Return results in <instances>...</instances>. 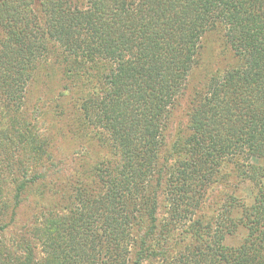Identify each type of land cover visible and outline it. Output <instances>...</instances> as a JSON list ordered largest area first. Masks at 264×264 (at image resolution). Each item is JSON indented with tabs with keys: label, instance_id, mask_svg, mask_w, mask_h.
<instances>
[{
	"label": "trees",
	"instance_id": "trees-1",
	"mask_svg": "<svg viewBox=\"0 0 264 264\" xmlns=\"http://www.w3.org/2000/svg\"><path fill=\"white\" fill-rule=\"evenodd\" d=\"M86 1L53 0L50 6L41 0L36 12L19 9L22 22L8 14L0 23L9 34L0 45L9 44L10 56L22 65L3 74L0 100L6 110L17 105L18 91L33 76L26 74L28 65L48 76L65 64L73 100L68 131L98 140L108 133L116 156L98 158L91 171L78 165L66 174L54 168L13 176V219L27 198L43 217L33 230L21 227V259L0 249V260L264 264V0ZM218 28L223 46L220 37L213 43L226 60L224 70L210 76L197 102L190 101L202 76L199 67L190 74L193 59L205 34ZM49 51L59 62L49 61ZM98 60L111 64L101 74L103 85ZM234 173L239 181L218 196L214 191ZM244 184L248 196L240 193ZM240 228L236 246L223 243ZM32 233L42 244L38 261Z\"/></svg>",
	"mask_w": 264,
	"mask_h": 264
},
{
	"label": "rangeland",
	"instance_id": "rangeland-1",
	"mask_svg": "<svg viewBox=\"0 0 264 264\" xmlns=\"http://www.w3.org/2000/svg\"><path fill=\"white\" fill-rule=\"evenodd\" d=\"M9 1L10 3L8 6L6 0H0V19L4 17L0 23L8 19V14L9 17H11L10 20L12 19L13 22L14 20L20 22L22 14H20L19 11L33 12L34 9L36 12L35 3L41 0ZM51 1L53 2V0H48L50 6ZM74 1L82 2V5L87 2L86 0ZM50 11L52 12L54 10L51 9ZM13 22L11 24H13ZM5 30L4 27L0 26V43L2 39L8 38L9 36V34L5 33ZM222 32L223 28H218L217 30L209 32L212 34L211 36H209L210 34H207V36L205 34L203 39L206 37L207 41H205L206 43L203 48H199V52L193 59L195 66L190 74L193 75L199 67V69L201 68L199 73L202 76H199L196 84H194L195 86L193 85L191 89L189 95L190 101L195 100V102H197L205 94L210 76L223 72L224 70V61L226 60L222 58V54H220L218 49L219 45L223 46L224 38ZM216 37H220L221 43L219 45L213 43ZM57 45L58 44H56L55 47H59V45ZM2 47L4 46L0 45V48ZM4 48L5 50L3 52L0 51V72H2L0 74V83L2 82L3 74H6L7 68L10 67L9 71H11V69L15 71L17 66H22L14 56H10L11 49L9 48V44ZM49 49H51V47H49ZM65 49L67 48L65 47ZM47 57L49 61H58L50 51ZM233 59L236 63L240 61L237 57ZM233 59L230 60L231 63ZM59 60L60 63H62V58H59ZM98 61L100 71L97 75L103 85L105 78H101V74L106 75L109 72L108 67L111 64L106 60ZM92 63L93 62H89L88 64L91 65ZM205 65H208L210 70H206ZM64 67L65 64L60 65V70L53 68L54 70L52 73L47 76L45 72L40 73L36 67L29 70L28 65V67H26V74H33V76H31V79H28L26 75V80L28 79V81H24V90L22 89V92L18 91V95L22 96V98L16 103L17 105H13L11 109L6 110L2 104L3 101L0 100V208L3 206L5 208V206H7V210L5 209L6 211L4 212L5 214L1 213L0 215V249H2L5 254L10 253L20 259L22 255L17 252V250L20 249V244L17 240L22 233L21 227L26 226L29 230H33L36 223L42 221L43 215L39 210H35L33 199L27 198L21 203L14 217L15 219H13L9 213L13 204V192L11 190L13 188V184L11 183L13 176H21L20 172L24 170L30 172L39 170L47 174L54 168H60L61 174H66L64 170L70 171L71 168L77 167L78 165H83L87 171H91V168L96 165L98 158L102 160L103 158L108 159V156H116L107 146L110 144L112 145L109 134L100 130L99 127L94 126V129L101 132L103 131L102 140H98L91 134L83 138L77 137L71 135L68 131L70 127L69 124H71L73 117V110H71L73 100L69 98L72 93H70L71 95L66 93L68 90L66 87L67 85H65L67 82L63 77ZM214 70H217V72ZM192 108L193 105H188L185 115L183 114V126L188 125ZM171 119L173 120V118H170V121ZM172 123L171 121V130ZM174 124L175 123H173V127ZM48 155L51 156L49 157ZM251 160L257 162L256 158H252ZM260 164L264 165V161L261 160ZM227 180L228 182L225 181L214 191L218 196L221 195V191L223 192L224 190L225 192V190H229L230 187L232 188L233 182L239 181V176L234 173L228 177ZM250 187H252V185H250ZM240 193L245 194L244 196H248L251 191H249L248 186L244 184ZM217 200L220 201V199ZM36 219L39 220L37 221ZM242 234H244L243 228H240V230L231 235L226 234L223 243L229 246H236L240 242L241 236H243ZM28 240L33 247V260L38 261L42 259V253L40 252L42 244L38 234H29ZM153 260L154 259H146L141 264H153ZM0 264H8V262L0 260ZM35 264L37 263L35 262Z\"/></svg>",
	"mask_w": 264,
	"mask_h": 264
}]
</instances>
